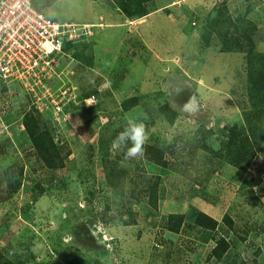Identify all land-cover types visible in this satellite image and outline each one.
Returning a JSON list of instances; mask_svg holds the SVG:
<instances>
[{"label":"rangeland","instance_id":"rangeland-1","mask_svg":"<svg viewBox=\"0 0 264 264\" xmlns=\"http://www.w3.org/2000/svg\"><path fill=\"white\" fill-rule=\"evenodd\" d=\"M35 1L53 19L93 26L51 84L65 96L59 115L0 82V264H264V132L246 66L249 54L264 68V0H150L165 10L123 22L120 0ZM108 15L117 19L101 26ZM29 115L62 167L33 155ZM128 117L145 124L165 166L113 148ZM228 135L258 142L249 163L231 164ZM198 212L215 228L198 226Z\"/></svg>","mask_w":264,"mask_h":264},{"label":"built area","instance_id":"built-area-1","mask_svg":"<svg viewBox=\"0 0 264 264\" xmlns=\"http://www.w3.org/2000/svg\"><path fill=\"white\" fill-rule=\"evenodd\" d=\"M91 26L53 19L35 0H0V82L21 84L43 107L51 105L59 115L65 108L61 104L65 96L51 84L56 74L57 78L62 74L57 69L68 56L70 44L89 34ZM55 94L56 101L52 100ZM86 101L93 104L95 95Z\"/></svg>","mask_w":264,"mask_h":264},{"label":"trees","instance_id":"trees-1","mask_svg":"<svg viewBox=\"0 0 264 264\" xmlns=\"http://www.w3.org/2000/svg\"><path fill=\"white\" fill-rule=\"evenodd\" d=\"M150 0H120L115 2L114 5L128 18L135 19L147 15L153 9H149L145 5V2ZM111 4V3H109ZM251 55V54H250ZM258 60L264 59V55H257ZM246 66L248 69L247 73V83H248V97L249 101H252L254 106L253 113H260V128L263 130L264 125V68L261 70L256 59L246 57ZM251 104V103H250ZM175 111L172 112V117L175 115ZM247 115V114H246ZM33 120L32 116H27L24 121V127L26 133L31 139V148L33 150V155L40 161L46 168L56 169L63 166V159L59 152L56 150V145L53 143V140L49 137L48 133L45 130H41L39 124L31 123ZM255 139V138H254ZM130 146V144H129ZM258 146V142H249L247 138H234L231 135L226 137L225 147L227 149V154L231 164L236 167H241L242 164L249 163L252 157L254 156L255 149ZM126 150V149H125ZM163 152L155 147L144 144V157L150 163L156 165H166V160L163 157ZM154 189H149L147 194L148 203L155 205L156 203V190L155 185H152ZM195 222L198 226L204 229H214L216 226V221L206 215L203 212H198L195 215ZM172 230V229H170ZM177 231L176 228H174ZM227 242L223 239H220L216 242L215 248L212 251L213 256L216 258H221L223 253L226 252Z\"/></svg>","mask_w":264,"mask_h":264},{"label":"clouds","instance_id":"clouds-1","mask_svg":"<svg viewBox=\"0 0 264 264\" xmlns=\"http://www.w3.org/2000/svg\"><path fill=\"white\" fill-rule=\"evenodd\" d=\"M146 138L145 124L138 122L135 118L128 117L126 118L125 128L117 134L112 141V146L115 149H126V159L142 157Z\"/></svg>","mask_w":264,"mask_h":264},{"label":"crops","instance_id":"crops-1","mask_svg":"<svg viewBox=\"0 0 264 264\" xmlns=\"http://www.w3.org/2000/svg\"><path fill=\"white\" fill-rule=\"evenodd\" d=\"M164 10H165V9H163V8H162V9L159 8L158 10H156V11H154V12L152 11V12H150L149 14H147L148 16L146 15V18H149V15H150L151 13L163 12ZM115 14L121 16V20H120V21H122V22L125 21V20H124V16H125L124 14H122V15H121V13H120V14H119V13H115ZM116 15H108L110 20H109L107 23H103L102 21H100L99 24H100L101 26H105V25L110 24L111 21L117 19V16H116ZM125 18H127V17L125 16ZM146 18H145V19H146ZM100 19L103 20V19H104V16L101 15V16H100ZM127 19H128V18H127ZM127 19H126V21H128ZM135 21H136V20H135ZM141 21H142V20H141ZM128 22L131 24L132 21H128ZM144 22H145V21H144ZM87 24H89V23H87Z\"/></svg>","mask_w":264,"mask_h":264}]
</instances>
